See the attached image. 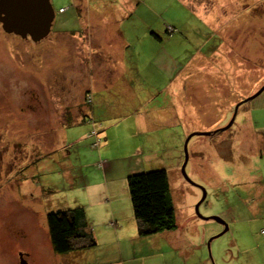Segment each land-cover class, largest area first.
<instances>
[{
	"label": "rangeland",
	"instance_id": "374dc122",
	"mask_svg": "<svg viewBox=\"0 0 264 264\" xmlns=\"http://www.w3.org/2000/svg\"><path fill=\"white\" fill-rule=\"evenodd\" d=\"M50 2L51 28L37 42L7 33L0 24V264H20L21 259L27 264H121L120 238L117 241L105 231L97 234L95 244L76 239L70 251L55 253L46 219L50 211L84 209L81 202H89L87 186L97 179L93 166L83 164L93 155L87 154L93 141L82 131L97 135L105 126L111 131L116 127L119 136L149 140L151 152L160 153L154 159L158 164L152 162L141 170L167 172L176 226L184 224L176 250L161 241L164 264H247L245 245L237 244L241 257L233 244L246 234L256 246L248 264H264V190L257 191L264 187V155L256 157L246 150L254 135L243 127L247 123L264 126V88L245 100L264 84V0ZM117 18L123 19L121 27L137 29L131 37L148 30L139 40L143 64L150 62L152 67L159 61L164 65L165 79L156 86V75L144 72L148 83L141 89V102L150 106L142 111L147 112L144 119L129 115L119 119L101 111L103 98L109 95L105 91L93 96L95 113L86 110L92 106V99L83 97L86 85L102 81L101 61L92 48L110 43L98 33L115 27L114 22L118 25ZM85 25L87 31L98 33L84 35ZM167 25L177 28L170 36L165 32ZM153 32L165 37L158 48L146 45ZM134 45L126 49L132 61ZM153 49L158 51L152 54ZM193 55L197 56L191 61ZM174 63L190 81L183 82L171 98L168 64ZM121 97L117 96L120 110L115 111L134 105ZM122 120L129 127L121 131ZM117 143L125 147L124 139L119 137ZM185 157L189 181L181 172ZM128 160L121 159V166L126 167ZM214 216L228 224L220 235L224 224ZM147 250L136 247L132 253ZM187 255V260L182 259ZM158 259V263L145 262L163 264Z\"/></svg>",
	"mask_w": 264,
	"mask_h": 264
},
{
	"label": "crops",
	"instance_id": "0c3cea01",
	"mask_svg": "<svg viewBox=\"0 0 264 264\" xmlns=\"http://www.w3.org/2000/svg\"><path fill=\"white\" fill-rule=\"evenodd\" d=\"M181 2L183 3V0H181ZM82 19L85 20V18L83 16L81 17V24L83 23ZM87 19L90 20L92 19V17ZM117 19H119L118 25L114 22L111 25H114L115 27L104 29L101 28L99 33V30L92 31L90 29L89 31H87V29H85L87 25L82 26L84 28H82L83 30L81 31V33L84 32V35L87 34L89 36H95L98 33V35L104 37L103 40L105 42H110L108 44L105 43V45H103L102 47L92 48L93 52H96L98 54L101 61L100 67L102 68L100 69V75L102 81H99L96 84L90 82L86 85L83 97H85L84 99H86L87 97H89V99H92V106L87 105L86 110L89 109L95 113V109L93 108V96L97 95L99 92L105 91L109 93V95L103 98V102L101 103V111L105 110L106 113L112 114V116H116L119 119H123L120 118V115L137 116L138 119H144L147 112L142 113V111L149 106L144 105L141 102V100L143 99L141 89L144 84L148 83L145 81L144 72L147 70H151L156 75L153 82V85L156 86L159 81L165 79V74L161 73V69L164 65L159 61L152 65V67H149V65L151 64L150 62L144 65L141 61L143 56V43L139 42V40L143 39L142 33L144 31H147L148 33V30H141L136 37H131V32H136L137 29L123 28L121 27L123 19ZM108 26L109 25H107V27ZM165 32L167 31L165 30ZM166 34L170 36L173 33L170 34L167 32ZM129 41L135 44L134 47L136 51L133 52L134 61H132L131 59L132 53H128V51L126 50L130 47V44H132H129ZM164 41V35L153 32L146 45L152 44V47L158 48V46L160 44H163ZM156 51L158 50L153 49L151 53L153 54ZM196 56L197 55H193L191 57V61H193ZM156 57L157 54L154 56V58ZM168 67L170 73L169 85H172L173 88L170 89L168 87L167 93L171 96V98H173V95H175L176 93L175 91L178 88L180 89L183 82L187 83L188 81H190V78L182 77L181 71L179 70L180 67L178 68V71L176 70V63H174L173 66L168 64ZM117 96H122L121 98H126L134 101V105H132L126 111H115V109L120 110V104ZM262 96L261 106L262 104H264V95ZM155 99H153V101ZM135 100L140 101L136 104ZM135 109H137V111L133 114L131 111ZM153 112L156 114L155 111ZM104 114L105 113H102V115ZM77 117L79 119V117H81V114ZM78 119L76 121H78ZM115 124L117 125V123ZM124 127H129V125L125 120H122L120 124L121 131ZM243 127H245L246 132L251 131L254 135H251L249 141L246 143V150L249 151V153H251L253 156L257 157V155H259V157L261 158L264 155V126L255 127L252 124L247 123ZM113 128L115 130L111 131V129H107V126L101 127L97 130V135L90 134L86 129L82 131L85 138H91V140L93 141L88 147V149L92 151H87V154L93 152V155L86 157L83 160V164L93 166V177L94 180L97 179L95 182H92L87 186V202H89H81V205L84 207L83 210L87 229H89L92 236L97 241V234H101L102 231H105L110 235L111 238H114L116 240L118 237L120 238V241H117L120 242L119 251L121 259L119 262L121 264H150L145 261L152 260H155V262L158 263V258H162L161 260L164 264L165 259L160 256V253L162 251L161 241H163L164 243H168L170 248L176 250L179 244L178 241L181 240L183 236L181 232L184 228V224H182L181 226L177 225L174 230L172 229L157 232L154 233L156 235L153 234L148 237L142 236L141 234H144L140 232L142 224L134 215L127 185V178L129 174L142 171L141 169L146 166L151 167L153 165L152 162L158 164V161L154 159L159 158L160 153L158 154L157 151L151 152L149 140L140 141L134 136H119L118 134H121V132L118 131L116 127ZM119 137L121 140L124 139L125 147H119L118 143L117 145H115ZM252 137H254L253 141H251ZM113 147L116 149L112 152L111 148ZM125 148H129V152L124 150ZM117 153L121 154L118 155ZM125 157H128L129 160L125 165L126 167H122L121 159H125ZM255 174L257 173L255 172ZM261 189L264 190V187L260 189L258 188L257 191L259 192V190ZM244 192H247L248 194L252 193V191L250 190H246ZM97 211H100L101 214L92 216L89 215L90 212L96 213ZM262 218L264 221L263 216ZM244 221L248 220L246 219ZM226 225L228 228V224ZM243 227L246 232L251 234V231H249L247 227ZM253 235V237H255V234ZM100 239L104 240L105 238L101 237ZM239 239L240 240L236 241L235 238L233 242L236 247L235 252L242 257L243 255L241 254H243V251L239 246H237V244L238 242L239 244H244L245 258L243 257V259L248 264L247 259H250L249 253H255L254 248L256 246L251 244V237L249 234L242 235ZM142 246H146L148 250L140 254H137L136 252L132 253V250H134L136 247ZM262 248L264 249V247ZM181 257L182 259L187 260L190 255ZM179 261H181V259Z\"/></svg>",
	"mask_w": 264,
	"mask_h": 264
},
{
	"label": "trees",
	"instance_id": "16d2710c",
	"mask_svg": "<svg viewBox=\"0 0 264 264\" xmlns=\"http://www.w3.org/2000/svg\"><path fill=\"white\" fill-rule=\"evenodd\" d=\"M176 29L174 25L166 26V31L170 34ZM127 185L134 215L143 226L140 228L141 233L161 232L176 227L168 175L164 169L131 173L128 175ZM46 219L49 241L55 253L70 251L76 239H86L88 244H95L94 237L88 232L82 207L50 211ZM263 230L264 227L261 229L262 233Z\"/></svg>",
	"mask_w": 264,
	"mask_h": 264
},
{
	"label": "water",
	"instance_id": "95a60500",
	"mask_svg": "<svg viewBox=\"0 0 264 264\" xmlns=\"http://www.w3.org/2000/svg\"><path fill=\"white\" fill-rule=\"evenodd\" d=\"M53 18L54 9L50 0H0V23L2 29L7 33H14L22 38L29 37L32 41L37 42L48 35ZM263 88L264 84L245 100L256 96L263 90ZM237 106L238 105L235 106V110ZM189 137L190 135L187 136L186 140H188ZM185 164L186 157L181 165V172L184 178L189 181L185 173ZM204 196L205 192H203L198 204L196 203L195 205L196 212L198 205L203 200ZM213 218L224 224V229L222 232L218 233V235L227 230V225L224 223L225 221L220 218L218 219L215 216ZM20 264L27 263L21 259Z\"/></svg>",
	"mask_w": 264,
	"mask_h": 264
},
{
	"label": "built area",
	"instance_id": "2783aa9c",
	"mask_svg": "<svg viewBox=\"0 0 264 264\" xmlns=\"http://www.w3.org/2000/svg\"><path fill=\"white\" fill-rule=\"evenodd\" d=\"M169 28V27H168ZM169 29H171V28H169ZM263 232H264V230H263Z\"/></svg>",
	"mask_w": 264,
	"mask_h": 264
}]
</instances>
